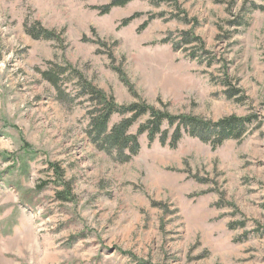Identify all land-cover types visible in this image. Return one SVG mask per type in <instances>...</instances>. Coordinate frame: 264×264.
Returning a JSON list of instances; mask_svg holds the SVG:
<instances>
[{"label":"rangeland","instance_id":"374dc122","mask_svg":"<svg viewBox=\"0 0 264 264\" xmlns=\"http://www.w3.org/2000/svg\"><path fill=\"white\" fill-rule=\"evenodd\" d=\"M110 1L0 0V190L23 204L21 217L0 212V256L264 264V0H130L102 14ZM36 25L56 39L31 38ZM183 31L200 41L181 43ZM84 82L120 106L254 124L215 148L181 129L172 148L163 123L164 141L139 134L118 162L96 146Z\"/></svg>","mask_w":264,"mask_h":264},{"label":"trees","instance_id":"16d2710c","mask_svg":"<svg viewBox=\"0 0 264 264\" xmlns=\"http://www.w3.org/2000/svg\"><path fill=\"white\" fill-rule=\"evenodd\" d=\"M130 0H111L110 3L102 8L101 13L108 12L112 7L125 6ZM134 16L125 18L121 22V26H126ZM232 23V22H231ZM235 23V24H234ZM233 25L236 27L244 25L233 21ZM147 26V22H143L140 29H144ZM27 33L33 39H56V36L51 31H45L40 26L36 25L26 29ZM190 32H182V42H190V40H198L196 37H188ZM57 73L43 74L44 79L52 81L54 85H57ZM80 89L86 93H90V99L96 101L95 105L98 109L91 112V127L94 129L95 134L98 136L96 140V146L99 149L105 150L108 154L114 152L113 158L118 162H125L135 155L139 150L138 137L139 134L146 133L149 139H154L155 135L159 134L161 141H164L167 131L162 130V124L167 123L169 126L174 127L172 137L170 141L171 147L175 148L176 141L181 137V129L188 133L192 137H196L202 142H211L213 148L221 145L224 140L227 139H240L246 133V131L254 124V116L236 117L229 116L219 120L216 123L207 124L203 119L192 115H179L173 116L167 112L154 109L152 106L146 105L143 102L131 103L128 106H120L113 100L105 98L100 90H96L90 83L84 82L79 84ZM94 108H96L94 106ZM132 113L131 116L122 118L117 123L109 126L110 117L117 114ZM96 113V116L93 114ZM148 114L147 121L140 125L137 133L132 134L129 130L130 127L136 122L138 116L142 114ZM127 150L128 155L124 154V150ZM60 197V196H59Z\"/></svg>","mask_w":264,"mask_h":264},{"label":"crops","instance_id":"0c3cea01","mask_svg":"<svg viewBox=\"0 0 264 264\" xmlns=\"http://www.w3.org/2000/svg\"><path fill=\"white\" fill-rule=\"evenodd\" d=\"M12 193L13 194L11 195L10 192L0 190V212H3L5 217H12V216H20L21 217L22 212L18 208H16V206L18 204H19V206H23L22 202H20V198H22V194L20 195L19 192H17V193L12 192ZM16 237H17V235L15 236V238ZM15 238H13V239H15ZM0 263L1 264H7L6 263V256H0Z\"/></svg>","mask_w":264,"mask_h":264}]
</instances>
